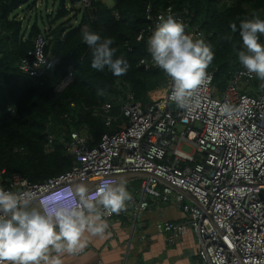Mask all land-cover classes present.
Masks as SVG:
<instances>
[{
  "label": "built area",
  "instance_id": "obj_1",
  "mask_svg": "<svg viewBox=\"0 0 264 264\" xmlns=\"http://www.w3.org/2000/svg\"><path fill=\"white\" fill-rule=\"evenodd\" d=\"M97 1L75 3L80 9H90ZM169 14L183 23L186 34L203 37L187 7L156 8L148 1L147 40L160 23L159 17ZM32 41V50L20 58L18 67L41 77L52 60L44 51L43 33ZM140 62L145 69L159 68L152 57ZM207 72L210 79L197 90L190 110L168 99L172 81L167 75L161 92L148 93L150 99L144 104L118 83V114H111V102L94 106L93 114L104 118L108 127L123 119V126L103 133L97 141L84 131L71 130L66 141L60 137L71 157L66 171L32 183L0 169V187L31 192L36 204L44 191L63 185L72 188L83 183L91 193L105 178L138 181L124 210L109 215L100 209L104 220L128 209L137 217L151 205L172 204L186 215L185 220L158 222L157 231L167 234L170 241L194 231L196 254L204 264H264V88L249 86L256 76L241 63L221 91L213 84V72ZM73 77L69 67L55 91L67 87ZM7 110L14 112L11 106ZM54 138L48 133L46 153L53 149Z\"/></svg>",
  "mask_w": 264,
  "mask_h": 264
},
{
  "label": "trees",
  "instance_id": "obj_2",
  "mask_svg": "<svg viewBox=\"0 0 264 264\" xmlns=\"http://www.w3.org/2000/svg\"><path fill=\"white\" fill-rule=\"evenodd\" d=\"M75 1L58 0L55 12L46 16V28L41 29L35 20L27 29L18 11L33 8L34 0H0V169L5 175L16 173L32 183L60 175L71 165L60 137L66 141L69 132L77 130L97 141L103 133L124 125L119 119L108 127L104 118L93 114V107L104 102H111V114H118L115 97L119 84L144 104L150 99L148 92L165 83L162 69H145L140 62L151 57L144 35L148 1L156 8L187 7L193 12L202 38L214 52L207 71L213 72L217 91L225 87L240 64L238 52L245 50L240 22L254 17L264 20V0H110V6L100 0L92 5L94 15L88 9L73 8ZM233 23L237 25L235 32L230 27ZM84 26L102 37L114 38L116 57H123L130 65L125 75L116 77L107 68L97 71L90 67L91 51L81 38ZM39 33L46 38L44 51L52 60L41 77L18 67ZM258 36L264 46V34ZM69 67L74 74L72 82L55 91ZM48 133L55 138L53 149L46 153Z\"/></svg>",
  "mask_w": 264,
  "mask_h": 264
},
{
  "label": "clouds",
  "instance_id": "obj_3",
  "mask_svg": "<svg viewBox=\"0 0 264 264\" xmlns=\"http://www.w3.org/2000/svg\"><path fill=\"white\" fill-rule=\"evenodd\" d=\"M159 20L147 40L148 51L155 65L171 78L168 99L190 110L197 90L210 79L207 69L214 59L212 46L203 38L186 34L183 23L170 14ZM230 27L232 32L237 30L235 23ZM81 34L91 51L92 69L107 68L116 77L128 72V61L115 55L114 38L102 37L88 26ZM258 34H264V20L254 17L240 22L245 50L238 52V59L249 74L264 81V46L258 42ZM126 184L123 179L105 178L91 193L83 183L72 188L63 185L44 191L36 204L31 192L0 187V264H62L63 254H76L87 246L85 232L95 236L105 233L108 224L101 208L109 215L126 208L132 199ZM52 252L56 255L51 256Z\"/></svg>",
  "mask_w": 264,
  "mask_h": 264
},
{
  "label": "crops",
  "instance_id": "obj_4",
  "mask_svg": "<svg viewBox=\"0 0 264 264\" xmlns=\"http://www.w3.org/2000/svg\"><path fill=\"white\" fill-rule=\"evenodd\" d=\"M75 6L76 3L72 5ZM67 7L70 8L69 3ZM161 89L158 86L148 93H160ZM136 183L138 185V181L126 184L130 193L137 188L133 185ZM185 218L186 215L172 204L151 205L137 217L128 209L123 215L105 220L108 228L103 235L85 232L83 238L88 241L87 246L76 254H63L60 259L62 264H204L196 254L194 231L188 230L170 241L167 234L156 229L158 222H179Z\"/></svg>",
  "mask_w": 264,
  "mask_h": 264
},
{
  "label": "rangeland",
  "instance_id": "obj_5",
  "mask_svg": "<svg viewBox=\"0 0 264 264\" xmlns=\"http://www.w3.org/2000/svg\"><path fill=\"white\" fill-rule=\"evenodd\" d=\"M34 2H35V5L33 8L24 9V10L22 9V11L19 10L18 15H19V17L22 18L23 25L26 26L27 29L35 20L37 21V23L41 29L46 28V25H47L46 16L51 12L52 13L55 12V10L57 8L58 0H34ZM103 2H105V4H107L108 6L111 5L110 0H103ZM66 7H67V5H66ZM74 8H76V6ZM78 17H76L74 19V20H76L75 22H77ZM166 80H167V78H166ZM166 80L164 81L165 83L163 85H161L162 88H163V86L166 85ZM262 83H264V81H260L258 78H255V80L253 82H251L249 84V86H252L253 88L259 89L262 91L263 90V88L261 87ZM220 95H221V93H219V92H217V94H215V96H218V97ZM183 148L185 150H189L188 147H183ZM133 185L135 186V185H137V183L133 184Z\"/></svg>",
  "mask_w": 264,
  "mask_h": 264
},
{
  "label": "water",
  "instance_id": "obj_6",
  "mask_svg": "<svg viewBox=\"0 0 264 264\" xmlns=\"http://www.w3.org/2000/svg\"><path fill=\"white\" fill-rule=\"evenodd\" d=\"M88 12H89L90 14L94 15V9H93V8L88 9Z\"/></svg>",
  "mask_w": 264,
  "mask_h": 264
}]
</instances>
